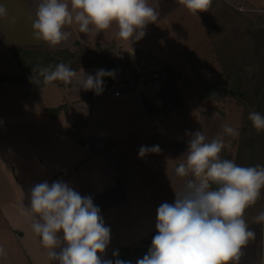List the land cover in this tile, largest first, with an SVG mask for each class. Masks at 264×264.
<instances>
[{"label": "crops", "instance_id": "crops-1", "mask_svg": "<svg viewBox=\"0 0 264 264\" xmlns=\"http://www.w3.org/2000/svg\"><path fill=\"white\" fill-rule=\"evenodd\" d=\"M38 3L39 0H0V5L7 9V16L0 17V41L3 46H8L9 52L10 43L14 44V48L20 47L19 45L45 43L35 39L32 34V21ZM182 7L184 6L175 4L169 14L173 15ZM190 14L192 15L188 11L187 15ZM12 18H15L14 22ZM162 18L163 15H159L155 23L148 24L143 36L152 40L153 44L150 42L151 46L147 49L152 47L153 54L155 46L158 48L155 34L160 33ZM4 25L9 28H3ZM66 30L71 32L73 40H81L87 46L95 41L101 46L108 44L107 42L112 43L113 40L124 41L115 35V27L98 34L81 33L75 24ZM11 34V42L6 41L5 37ZM142 48L144 49V46ZM81 72L80 75L83 74ZM84 72L95 75L96 68H89ZM119 80L118 89H122L119 96H114L111 91L118 83L105 86L99 95L80 89L75 81L71 84L56 81L49 88L47 85L30 88L27 83L28 88L13 90L15 101L13 98L5 107L7 118L5 123L1 122L8 127V145L12 148L14 156L4 163L0 162V193L3 195L0 197V209L6 220L4 222L0 215V240H3L6 235L3 231L7 229L11 235L15 231L21 234L13 237L14 240L17 239L16 253L21 255L23 264H55L49 260L47 250L31 228L32 214L27 208H30V189L35 184L45 181L51 184L62 180L82 196L90 195L93 198L105 225L111 230L110 244L102 256V259L109 260L113 259V252H119L120 248H149L152 234L156 230L157 208L164 202H174L175 193L181 190L184 180L175 178L173 170L184 159L182 154L187 150V131H184L183 136H186L181 140L180 147L175 144L179 130L169 134L164 129L165 120L157 122L160 131L155 134V141L146 145L144 139L148 138L144 135L145 126L151 124L155 127L154 122L150 120L151 116L141 104L138 95L133 93L136 87L127 86L123 77ZM17 84L13 86H19ZM86 94L88 99L85 106L89 110L85 113L87 120L83 126L77 127L80 120L77 118L79 111L76 109L79 106L72 103L64 108L66 105L63 100L72 96L85 97ZM59 97L61 101L58 104H48L52 98L56 100ZM238 111L240 115L234 110L226 111L224 120L220 121V133L223 124L238 128L241 109ZM197 119L200 121V117ZM204 122L206 124L205 119ZM198 127L208 141L218 135L217 133L216 136H209L206 126ZM252 132L257 133L256 130ZM131 134L135 136L130 137ZM257 136L261 141L259 157L252 161V153L243 147L238 152V165H264V132ZM141 138H144V141ZM224 141L226 147L230 142L234 143L235 139L230 137ZM154 145H159V153H150L144 158L138 156L141 146ZM234 146L230 149L232 158L227 148H224L222 158L233 160ZM5 169H8L7 173H3ZM262 211L264 189L261 190V197L256 203L245 211L244 218L255 235L242 246L237 264H264V222L256 223L254 220ZM3 222L6 229L2 230ZM147 251L140 249L135 256H128L126 261L137 264V260L142 259Z\"/></svg>", "mask_w": 264, "mask_h": 264}, {"label": "clouds", "instance_id": "clouds-1", "mask_svg": "<svg viewBox=\"0 0 264 264\" xmlns=\"http://www.w3.org/2000/svg\"><path fill=\"white\" fill-rule=\"evenodd\" d=\"M212 0H178L190 13L205 12ZM149 0H39L32 21L33 36L55 48L69 41L75 24L81 33H99L115 27V35L131 43L145 35L148 24L159 17ZM7 9L0 5V17ZM13 22L15 18H12ZM79 75L65 62L39 69L44 83L75 81L84 91L97 95L104 90V77L115 78V70L98 69L95 75ZM248 119L257 133L264 132V114L250 111ZM222 133L207 140L201 130L186 132L187 150L173 174L183 179L174 202L162 203L156 211V234L137 264H237L241 248L254 232L245 211L261 197L264 165L240 166L222 158L224 136L236 137L239 129L223 124ZM161 151L159 145L141 146L144 158ZM179 159V158H178ZM31 228L39 236L50 261L55 264H130L102 259L110 244L111 230L104 223L93 198L82 196L62 180L35 184L30 189ZM264 222V211L255 218ZM0 255L4 249L0 248Z\"/></svg>", "mask_w": 264, "mask_h": 264}, {"label": "rangeland", "instance_id": "rangeland-1", "mask_svg": "<svg viewBox=\"0 0 264 264\" xmlns=\"http://www.w3.org/2000/svg\"><path fill=\"white\" fill-rule=\"evenodd\" d=\"M149 2L155 5L157 0H150ZM158 2L157 11L159 15H163V18L161 21L162 28L159 27L160 33L156 32L158 35L155 34V38L158 40V48L155 46L154 54L152 53V47V50L147 49L151 46V43L153 44L152 40H147L145 37L133 43L126 40L123 42L113 40L112 43L107 42L108 44L103 46L98 41L87 46L81 40L75 41L70 37L69 41L64 43L70 45L69 47L61 44L62 46L49 48L46 43L19 45L25 48L29 47L28 49L33 51L25 54L29 60L23 57L22 60H25V63H23L19 62L20 54L19 56L11 54L13 43H10L11 46L9 47L11 49L9 52L8 46H3L2 41H0V74L2 72L13 77V79L10 77L6 81L0 78L1 163L14 156L12 148L8 145V127L1 123L7 118L5 107L14 98L13 90L28 88L29 77L26 79L24 77L26 82H19V80H14V76L21 71L24 72V70L28 72L37 71L39 75L40 68L48 65L54 66L59 62L69 64L77 70L79 75L80 70L93 67L96 70L118 69L119 71L115 70V78L105 77L104 87L118 83L116 87L119 88V79H122V77L127 86L133 85L136 87L133 89V93L138 95L141 104L148 115L151 116L150 120L157 127L155 128L151 124L145 126L144 135L148 139L141 138V140H146V145L154 142L155 134L160 131L157 122L165 120L164 129L169 134L179 130L176 135L178 141L176 140L175 144L181 147V140L185 139L186 136H183L184 131L195 132L199 130L198 126L201 125L208 128L207 133L209 136H216L217 133L220 134V121L224 120L223 117L226 111L234 110L240 115L238 109H241L240 122L237 126L239 135L233 137L235 139L234 143L232 141L224 148H227V152L230 153L232 158L233 155L230 149L235 145V158L233 160L236 163L239 156L238 152L243 147L246 148V151L249 150L252 153V161L259 157V146L261 145V141L257 136L259 133L253 134L255 131H252L255 129L248 119L249 113H247V110H255L264 114V108L261 109V106L264 105V85L261 83V93L257 97V103L250 102V106H247V101H242L238 96H231L230 92L224 95H221L220 92L234 86L232 82L239 79L248 83L245 86L246 91L249 96L253 97L250 88L252 90V85L257 84L258 79L264 75L258 70L264 68L262 66L264 65V46H262L264 45V0H212L207 11L192 15H187L188 10L185 7L170 15L169 12L175 4H179L178 1L158 0ZM5 25L3 28L8 27ZM168 30L172 33L167 32ZM9 37H12V34L6 36L5 40L11 42ZM141 41H143V44H141ZM142 46H144V49ZM48 52H55L53 58L49 60L50 63L44 62L45 64L33 66L31 70L24 69L30 64H34L30 62L32 59L48 61ZM9 55L11 59H9ZM120 66H122L121 70L119 69ZM39 77L41 76L39 75ZM15 83H18L19 86H13ZM51 84L40 83V85H47L48 88ZM210 93L214 95V98H206V95H210ZM88 95L85 97L72 96L63 100V104L66 105L64 108L67 105L71 106L72 103L79 106L76 109V111H79L77 118L79 117L80 120L76 125L77 127L86 123L87 118L85 115L89 110L85 105ZM60 101V97L56 100L52 98L50 102L48 101V104H58ZM198 117H200V121L197 119ZM187 118L188 120H186ZM153 130L155 133H153ZM129 136L134 137L135 134ZM223 138L227 140L230 136L225 135ZM5 170L3 173L8 172V169ZM156 195L155 202H157ZM2 196L0 193V197ZM2 214L0 209L1 219L6 222ZM4 222L1 223L2 230L6 229ZM4 231L3 233H6V235L2 238L3 240H0V248L4 249V255H0V264H23L21 255L16 253L15 243L17 239L14 240L13 237V235L18 237L21 234L15 231L11 235L8 229Z\"/></svg>", "mask_w": 264, "mask_h": 264}, {"label": "trees", "instance_id": "trees-1", "mask_svg": "<svg viewBox=\"0 0 264 264\" xmlns=\"http://www.w3.org/2000/svg\"><path fill=\"white\" fill-rule=\"evenodd\" d=\"M262 46H264V45H262ZM25 47H23V46H20V47H17V48H14V47H12V52H14L13 53V55H15V56H19V54L21 55V58H19V62H23V63H25V60H22V58L24 57L25 59H28L26 56L27 55H25V54H28V53H32L33 51L32 50H30V49H28L29 47H27V48H25ZM28 52V53H27ZM55 55V52H48V61H45V60H37V59H32V60H30V62H32V63H34V64H30L28 67H25L24 69H29V70H31V68L33 67V66H36V65H41V64H45L44 62H49V60L51 59V58H53V56ZM29 60V59H28ZM54 61H58V60H54ZM50 63V62H49ZM20 66V65H19ZM23 66V65H22ZM262 66H264V65H262ZM37 67H39V66H37ZM22 70H23V68H22ZM260 72H261V74H264V68H262V69H258ZM256 71H257V69H256ZM34 73V74H33ZM2 74V75H1ZM0 74V78L3 80V81H6V80H8V79H10V77L11 76H8L7 74H4V73H1ZM15 78H14V80L15 81H18V80H24L25 81V79L26 78H28V85H29V87L30 88H35V87H38V86H42V85H40V83H44V82H41V81H43V79L41 78V77H39V75H38V72L37 71H35V72H28V71H26V70H24V72H19V74H16L15 76H14ZM21 77L23 78V79H21ZM24 77H25V79H24ZM12 78V77H11ZM13 79V78H12ZM35 81H36V83H35ZM56 82V81H55ZM260 82V83H259ZM254 83V82H253ZM261 83H262V85H264V75H262V78H259L258 79V81H257V84H253L252 85V90H251V88H250V91L253 93V97H251V96H249L248 95V93H247V91H246V88H245V86H247L248 85V83L247 82H245V81H240L239 79H235L233 82H232V85H234V86H232V87H230L229 89L227 88V89H223L222 90V92H220V94L221 95H224L225 93H229L230 92V94H231V96H238L239 98H241L242 99V101L243 100H245V101H247L246 103H247V106L249 105L250 106V102H252V103H254V102H256L257 103V101H258V99H257V97L260 95V90H261ZM30 85H32V86H30ZM261 86V87H260ZM212 97H211V96ZM210 95H206V98H208V99H212V98H214L213 96V94H211L210 93ZM262 108H264V105H262L261 106V109ZM248 109V108H247ZM250 109V108H249ZM50 110V109H49ZM250 111L249 110H247V113H249ZM156 234V230H155V232L152 234V236H154ZM140 249L141 250H148V248H132V249H129V250H127V249H125V248H120L119 249V252H118V254H119V259L120 258H123L124 256L126 257V258H123V259H121V260H123V261H126V259H127V257L128 256H135L136 254H137V252L138 251H140Z\"/></svg>", "mask_w": 264, "mask_h": 264}, {"label": "built area", "instance_id": "built-area-1", "mask_svg": "<svg viewBox=\"0 0 264 264\" xmlns=\"http://www.w3.org/2000/svg\"><path fill=\"white\" fill-rule=\"evenodd\" d=\"M119 84H120V83H119ZM111 91H112V93H113L114 96H119V95H120V89H118V87L115 88V87L113 86V87L111 88Z\"/></svg>", "mask_w": 264, "mask_h": 264}]
</instances>
